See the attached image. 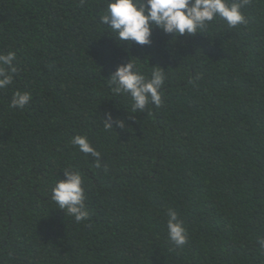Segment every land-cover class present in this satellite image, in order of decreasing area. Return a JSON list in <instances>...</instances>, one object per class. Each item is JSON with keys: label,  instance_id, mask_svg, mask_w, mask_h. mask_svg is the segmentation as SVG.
I'll list each match as a JSON object with an SVG mask.
<instances>
[{"label": "trees", "instance_id": "1", "mask_svg": "<svg viewBox=\"0 0 264 264\" xmlns=\"http://www.w3.org/2000/svg\"><path fill=\"white\" fill-rule=\"evenodd\" d=\"M105 8L0 0V54L15 51L20 69L0 89V264H264V0H248L246 24L216 18L176 41L157 28L131 49L100 22ZM130 57L146 75L163 67L161 107L133 112L108 87ZM15 91L32 94L24 109L10 108ZM69 169L84 180L81 223L51 200ZM170 209L188 231L182 248L168 239Z\"/></svg>", "mask_w": 264, "mask_h": 264}, {"label": "clouds", "instance_id": "2", "mask_svg": "<svg viewBox=\"0 0 264 264\" xmlns=\"http://www.w3.org/2000/svg\"><path fill=\"white\" fill-rule=\"evenodd\" d=\"M247 3L248 0H106L100 22L111 30V36L119 45L127 44L128 49H131L134 44L151 45L153 30L157 28L176 41L180 36L202 33L216 18L225 21L229 28L246 24L242 8ZM16 60L15 51L0 54V89H7L19 73ZM162 69L161 66H153L150 75H146L130 57L128 62L121 63L107 78L108 87L116 97H130L133 112H142L149 104L161 107V88L167 79ZM31 99L30 92L15 91L9 106L24 109ZM112 121L113 117L109 113L108 119L103 120L106 130L113 129ZM116 126L125 127V121L116 120ZM70 142L79 152L95 157L96 167L101 166V153L87 135H75ZM64 175L65 179L55 182L51 200L74 222L87 221L89 212L85 204L83 176L72 169L66 170ZM167 217L168 239L176 247L182 248L188 242V231L176 211L170 209ZM258 243L264 250V237H258Z\"/></svg>", "mask_w": 264, "mask_h": 264}]
</instances>
